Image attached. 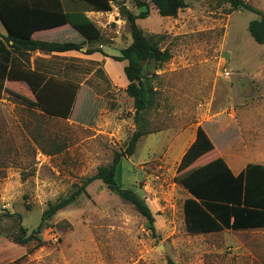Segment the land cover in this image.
<instances>
[{"label": "rangeland", "instance_id": "obj_1", "mask_svg": "<svg viewBox=\"0 0 264 264\" xmlns=\"http://www.w3.org/2000/svg\"><path fill=\"white\" fill-rule=\"evenodd\" d=\"M186 1L187 7L175 17L152 10L137 19L145 34L160 37L171 58L150 69L156 104L144 113L149 133L116 170L118 184L136 191L150 206L155 234L128 201L97 179L87 186V194L45 222L41 245L13 241L19 225L34 229L49 202L69 194L98 166L112 162L136 129L133 100L124 90L126 62L107 56L103 64L82 55L74 72L53 74L79 85L68 118L34 113L4 93L0 264H264V228L210 233H190L185 228L183 201L189 193L178 178L177 166L197 125L210 121L225 102H233L221 82H233L238 116L264 111V44L255 42L247 28L257 14L245 9L229 12L226 0ZM246 1L264 12V0ZM108 28L110 36L99 43L108 44L104 51L118 53L131 42L128 25L117 22ZM224 69L229 76L222 74ZM239 122L241 144L249 150L233 146L239 148L235 163L246 162L250 154L264 162L262 135L255 136L256 145L251 146L252 137L246 132L256 120ZM239 141L236 137L234 145ZM229 153L234 155L233 150Z\"/></svg>", "mask_w": 264, "mask_h": 264}, {"label": "trees", "instance_id": "obj_2", "mask_svg": "<svg viewBox=\"0 0 264 264\" xmlns=\"http://www.w3.org/2000/svg\"><path fill=\"white\" fill-rule=\"evenodd\" d=\"M90 10L110 11L117 8L118 17L129 28L131 42L121 48L115 61H125L123 71L127 79L126 94L133 100L136 129L126 141L123 150L115 152L112 162L98 166L96 172L84 177L74 189L42 211L38 225L28 231L19 225V234L13 239L18 245L36 241L42 244L41 232L45 222L57 211L75 203L94 180L102 183L122 199L128 201L146 220L148 229L155 234V216L146 200L136 191L121 187L116 170L123 157L131 156L139 139L149 133L144 113L156 104V90L149 81L150 69L158 68L171 58L169 48L160 45V37L145 34L137 24L138 18L147 17L152 10L161 16L175 17L187 7L186 0H78ZM229 12L245 9L257 14L248 22V31L255 42L264 44V12L246 0H226ZM0 21L6 33L0 37V97L4 92L44 116L68 118L72 112L78 84L70 79H59L26 66L22 57L35 51L65 52L80 50L84 53L100 51L93 43L102 36L101 29L83 13H69L62 0H0ZM70 24L84 37L81 43L45 41L33 37L35 32ZM5 81H8L5 85ZM17 81L24 82L18 84ZM213 143L201 126L196 129L193 142L185 150L177 166L178 178L190 194L183 201L185 228L190 233H210L222 230H245L264 227V165L248 163L234 174L224 159L213 151ZM202 159V155L207 154ZM199 159V160H198ZM209 159V160H208ZM13 215V214H11ZM1 216V215H0ZM21 218V215H17ZM169 264H173L169 261Z\"/></svg>", "mask_w": 264, "mask_h": 264}, {"label": "crops", "instance_id": "obj_3", "mask_svg": "<svg viewBox=\"0 0 264 264\" xmlns=\"http://www.w3.org/2000/svg\"><path fill=\"white\" fill-rule=\"evenodd\" d=\"M62 4L66 12L73 13V14L83 13L87 18L93 21L98 28L101 29L102 36L100 37L98 41L94 42L92 45L93 47H99L101 50L95 51L91 54H85L84 51L86 47H88V44H84V46L81 47L80 50H70V51H65V52H52V53L42 52V51L29 52L27 54H24V56L22 57V60L24 61V63L26 64L28 68L35 69L38 72L45 73L46 75L49 76V75H53L54 73H58V72L62 73L64 71L74 72L75 71V67H74L75 61L78 62V60L81 58L82 55L88 56V58L94 61H102L103 64H105L106 61L108 60V57H111V55L118 54V53L104 51L103 50L104 47L108 46V44L99 43L102 40L103 41L107 40V38L110 36V31L108 27L111 23L117 24V22L118 23L124 22L122 19L118 17L117 8L114 5H113L112 10L104 12V11L90 10L86 4L78 0H62ZM5 33L6 31H5V28L3 27V30H0V37L4 35ZM76 36L79 39L78 41L73 40L74 37ZM33 37L36 39L45 40V41H58V42L71 41V42H76V43H81L84 41V37L80 34V32L76 30L73 26H71L70 24H64V25L57 26L54 28L40 30L38 32H35L33 34ZM100 53L102 54V56L97 57V54H100ZM7 82L8 81H5V85L7 84ZM16 83L24 84L26 86L24 82L17 81ZM221 83L225 89L229 90L228 93H226V95H231L230 100H232L233 102L230 104H228L229 102H225L227 104H225L221 108V110L218 111V113L213 115L210 121H205L197 125V127L201 126L203 128V130L205 131V133L208 135V137L213 143V147H214L213 150H216L217 155L224 159V161L227 163L232 173L234 174L240 173L243 169H245L248 163H257V164L264 165V162L259 161L260 160L259 158L261 157H255V155H252L253 156L252 157L251 154L245 157V159H247L246 162L240 163V164L235 163V160L239 159L238 151H237L239 148L237 150L236 148L235 149L233 148V146L236 147L238 145L239 146L242 145L240 147L241 149H243L244 152H247L249 150L247 149V147H245L246 146L245 144L244 145L241 144L244 140L242 138V132H241L242 128H241V124L239 120L240 121L241 120H248V121L256 120L257 124L250 122V126L252 125V128H249V130L250 129L253 130L252 134L249 133V130L246 131L248 133V136L252 137V140H250L251 142L249 143L251 146H253L254 144L256 145L255 136L262 135L261 137L263 140L260 142L264 141V133L259 131V129L263 128V125H264V111L256 112V113L242 112L241 116H238V114H236L237 111L235 110L236 107L234 106L236 104L235 103L236 101H234V99L236 98V95L233 91V87H231L233 82L230 81L229 79H226ZM4 93L0 97V106L3 100ZM260 121H263V122L259 123ZM196 129L194 131L191 141L187 144L186 148L183 150V153L195 139ZM214 137L216 139V142L214 141ZM236 137L240 138L241 141H239L237 145H234L236 144L235 143ZM223 145L226 147H223ZM230 150L234 151V155L230 156L232 154V153H229ZM253 151H257V150L255 149ZM227 154L230 157V159L233 160V164L229 163L228 159L225 156ZM207 155L208 153L202 155L199 159H202ZM235 158H238V159H235ZM252 229H257V228H252ZM245 230H248V229H245Z\"/></svg>", "mask_w": 264, "mask_h": 264}, {"label": "built area", "instance_id": "obj_4", "mask_svg": "<svg viewBox=\"0 0 264 264\" xmlns=\"http://www.w3.org/2000/svg\"><path fill=\"white\" fill-rule=\"evenodd\" d=\"M222 74L224 76H229L230 75V71L224 69Z\"/></svg>", "mask_w": 264, "mask_h": 264}]
</instances>
